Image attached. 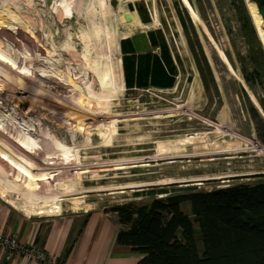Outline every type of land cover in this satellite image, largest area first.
<instances>
[{
    "label": "rangeland",
    "instance_id": "rangeland-1",
    "mask_svg": "<svg viewBox=\"0 0 264 264\" xmlns=\"http://www.w3.org/2000/svg\"><path fill=\"white\" fill-rule=\"evenodd\" d=\"M188 1L197 24L180 0H0V198L112 213L264 180V73L251 56L264 57V35L244 34L234 0ZM124 12L165 43L172 88L123 85Z\"/></svg>",
    "mask_w": 264,
    "mask_h": 264
},
{
    "label": "trees",
    "instance_id": "trees-1",
    "mask_svg": "<svg viewBox=\"0 0 264 264\" xmlns=\"http://www.w3.org/2000/svg\"><path fill=\"white\" fill-rule=\"evenodd\" d=\"M253 1L258 13L264 18L261 10L264 0ZM232 3L244 14V34L256 38L244 2L240 0L238 4L234 0ZM129 8L133 7L130 5ZM135 9L140 14L143 12L140 5ZM182 12L186 22L192 25L186 10L182 9ZM186 22L180 19L182 29L186 28ZM148 38L152 46L159 47V57L172 75L174 68L165 43H158L152 32H148ZM248 43L252 41L248 40ZM259 53L260 56L251 54L258 78L262 71L264 73V57L261 51ZM152 62L157 65L158 58L153 56ZM122 64L125 87L129 88L127 72ZM136 74L138 77L150 74L151 81L159 84L155 82V75L150 69L138 70ZM171 75L163 84L164 87H172ZM249 111L254 118H258L254 108H249ZM190 190L187 193L154 197L144 205L133 202L113 205L111 211L119 224L115 242L143 255L136 264H264V180L210 191L198 190L196 187ZM159 193L167 192L160 190ZM185 202L189 204L192 217L180 207ZM194 224L200 235L201 253L200 248L196 247Z\"/></svg>",
    "mask_w": 264,
    "mask_h": 264
},
{
    "label": "crops",
    "instance_id": "crops-1",
    "mask_svg": "<svg viewBox=\"0 0 264 264\" xmlns=\"http://www.w3.org/2000/svg\"><path fill=\"white\" fill-rule=\"evenodd\" d=\"M126 13L130 14V21L124 24L128 29L127 34L119 39L120 60L118 59L123 85L122 63L131 86L129 88H172L175 83H172V87L163 86L171 74L159 57V47L152 46L148 40V32H152L155 37L156 32L142 30L145 25L137 13L124 12L123 18ZM260 17L262 18L261 15ZM167 51L173 66V56L168 49ZM145 56L149 58L146 60ZM153 56L158 58L157 65H153ZM146 68L154 73L155 82L161 85L153 83L150 74L138 77L136 71ZM118 229L116 215L106 212L103 207L84 209L81 213L63 212L42 216L19 211L0 198V234L14 235L24 244L53 253L58 264H136L143 255L129 246L115 242ZM0 264L40 263L27 261L20 256L7 258L6 250L0 247Z\"/></svg>",
    "mask_w": 264,
    "mask_h": 264
},
{
    "label": "built area",
    "instance_id": "built-area-1",
    "mask_svg": "<svg viewBox=\"0 0 264 264\" xmlns=\"http://www.w3.org/2000/svg\"><path fill=\"white\" fill-rule=\"evenodd\" d=\"M0 247L6 250L7 258L20 256L27 261L40 264H58V260L53 253H47L33 245L24 244L14 235L0 234Z\"/></svg>",
    "mask_w": 264,
    "mask_h": 264
},
{
    "label": "bare ground",
    "instance_id": "bare-ground-1",
    "mask_svg": "<svg viewBox=\"0 0 264 264\" xmlns=\"http://www.w3.org/2000/svg\"><path fill=\"white\" fill-rule=\"evenodd\" d=\"M181 3L184 5V7L187 9L189 15L191 16V19L194 23H198V16L196 15V12L190 2L188 0H180ZM246 7L247 11L251 16L252 22L255 26V29L260 35H264V20L260 17L256 4L253 0H246ZM121 16V15H120ZM134 20V19H132ZM136 21V20H135ZM220 56L222 55L219 53ZM254 104H257L256 101L253 100ZM259 108V107H258ZM56 149V148H55ZM61 157V156H60ZM49 199V198H48ZM43 201V200H42ZM45 202H42L41 205H24V206H16L17 210L22 211L24 213L32 214V215H39V214H49L53 212H58V206L55 205L51 208H45L44 207ZM52 204V203H51ZM14 206V207H15Z\"/></svg>",
    "mask_w": 264,
    "mask_h": 264
},
{
    "label": "water",
    "instance_id": "water-1",
    "mask_svg": "<svg viewBox=\"0 0 264 264\" xmlns=\"http://www.w3.org/2000/svg\"><path fill=\"white\" fill-rule=\"evenodd\" d=\"M250 15V14H249ZM251 17V16H250ZM124 19L126 20V22H129L130 21V14L129 13H126L125 16H124ZM195 184H199V182L195 183Z\"/></svg>",
    "mask_w": 264,
    "mask_h": 264
}]
</instances>
